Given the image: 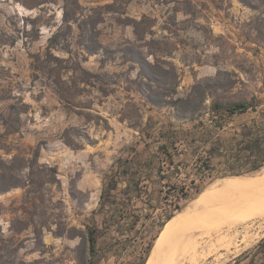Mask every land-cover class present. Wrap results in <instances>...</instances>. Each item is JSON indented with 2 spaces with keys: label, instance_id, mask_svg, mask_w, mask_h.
<instances>
[{
  "label": "rangeland",
  "instance_id": "374dc122",
  "mask_svg": "<svg viewBox=\"0 0 264 264\" xmlns=\"http://www.w3.org/2000/svg\"><path fill=\"white\" fill-rule=\"evenodd\" d=\"M263 168L264 0H0V264H148L188 206L176 263L264 264L250 191L198 203Z\"/></svg>",
  "mask_w": 264,
  "mask_h": 264
},
{
  "label": "bare ground",
  "instance_id": "6f19581e",
  "mask_svg": "<svg viewBox=\"0 0 264 264\" xmlns=\"http://www.w3.org/2000/svg\"><path fill=\"white\" fill-rule=\"evenodd\" d=\"M211 184L209 185V188L206 189L205 193H203L201 195V197H199L198 203H201L202 205H204V202L206 201V200H204L205 197L208 196L209 194H214L215 191H219V192L222 190H232L234 192L236 190H240V191L244 190L246 192L250 191L248 193V195H245V196H247V200L243 201L242 203L243 204L246 203L252 209L249 212L245 209L248 213L246 212V214H243L241 217L242 218L241 220L244 221V220L250 219L252 217H258V216L264 215V168L262 169V171L256 173L255 175H249V176L237 175V176H231V177L229 176V177H225L223 179H219L217 182L213 183L212 185ZM236 195L239 196L238 194H236ZM231 196H233V195H231ZM215 201H214V203H215ZM212 204H213V202H212ZM192 205H194V204H192ZM222 207H224V206H222ZM194 208H195L194 206H193V208H191L189 206L186 207L181 212H179L178 215H176L172 221H170V223L168 224L166 229L161 234L148 264H183L188 259V257L186 256L187 254L182 255V253L184 251L182 250L183 252L181 253V250H180V253H181L180 257H179L180 262L176 263V256L179 255L178 253H179V249H180L181 245L186 241H190V239H191L190 238L191 230H189V228H188L189 226L188 227L186 226V223H188L190 221V218L192 217L193 213L197 214V212L194 211ZM202 208H204V207L201 206V209ZM235 210H236V208H235ZM241 212H243V211L240 210V213ZM182 222H184V223H182ZM192 222H193V220H192ZM196 223H197V221H196ZM235 224L236 223H234V225ZM234 225L231 224L229 226V229H231ZM230 233H231V230H230ZM193 237H194V235H193ZM226 240H227L228 247H231L232 243L234 242L233 235L230 234L229 236H227ZM221 243L222 242L220 241V238L218 236H211L209 240L204 241V242H198L195 240V244H196L195 248L201 247L202 248L201 250H203L204 248L207 247L206 249L208 250L209 253L216 254L217 251L220 249L219 247L221 246ZM193 246H192V249L194 250ZM224 247H226V246H224ZM189 248H187V249H189ZM182 249H184L183 245H182ZM187 251L190 252L191 250H187ZM189 252H187V253L189 254ZM197 253H198V250L196 249L195 252L193 253V255L191 254L192 256L190 257V259L193 260L194 262L199 261V260L197 261V259H198ZM179 258L177 261H179Z\"/></svg>",
  "mask_w": 264,
  "mask_h": 264
},
{
  "label": "trees",
  "instance_id": "16d2710c",
  "mask_svg": "<svg viewBox=\"0 0 264 264\" xmlns=\"http://www.w3.org/2000/svg\"><path fill=\"white\" fill-rule=\"evenodd\" d=\"M65 20L68 21L69 17L67 16V11L65 12ZM54 41V39H53ZM142 61V59H140V62ZM146 62V61H145ZM180 101H187L188 103H190L192 101L191 97L187 98V99H180ZM204 103V102H203ZM254 104L253 103H249V102H235V103H230L227 105H224L223 103L219 102V101H215L212 103L211 105V109L213 111H220L221 109L226 110L229 114H236V113H240V112H245L247 111L249 108H251ZM195 106V105H194ZM256 143H259L258 141H255ZM258 167H255L254 169H257ZM18 185V184H16ZM4 188H1L0 190H6ZM173 215V214H172ZM170 215V217L172 216ZM90 250L92 252H95L96 250V246H97V237H96V230L95 229H91L90 230Z\"/></svg>",
  "mask_w": 264,
  "mask_h": 264
}]
</instances>
